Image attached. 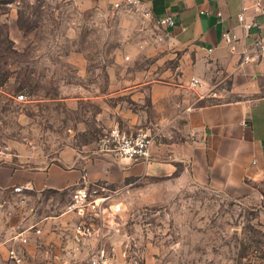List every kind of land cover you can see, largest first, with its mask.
Returning <instances> with one entry per match:
<instances>
[{
	"label": "rangeland",
	"instance_id": "1",
	"mask_svg": "<svg viewBox=\"0 0 264 264\" xmlns=\"http://www.w3.org/2000/svg\"><path fill=\"white\" fill-rule=\"evenodd\" d=\"M180 57L166 28L136 0H0L1 162L13 168L82 164L99 136L126 125L131 114L139 129L153 134L148 86L138 99L131 86L163 79L167 68L181 78ZM31 195V203L42 200ZM158 195L155 185L140 181L118 192L122 210L113 218L118 228L111 239L118 260L264 264L259 208L198 185ZM53 197L66 198L62 192ZM5 208L3 238L14 226L8 213L20 206Z\"/></svg>",
	"mask_w": 264,
	"mask_h": 264
},
{
	"label": "crops",
	"instance_id": "2",
	"mask_svg": "<svg viewBox=\"0 0 264 264\" xmlns=\"http://www.w3.org/2000/svg\"><path fill=\"white\" fill-rule=\"evenodd\" d=\"M136 1L155 17H174L175 24L166 28V34L168 43L181 52L176 67L181 78L167 68L163 79L136 81L130 89L138 99L139 89L148 86L155 111L149 158L119 160L95 150L76 166L13 168L0 156V194L5 200L0 206L7 212L15 204L20 206L8 213L14 221L9 232L16 235L0 236V264H12L6 252L13 245L24 254L22 264H34L41 257L42 264H81L95 250L96 238H74L76 216L64 212L84 172L88 182L118 191L129 189L134 181L149 182L159 190L158 198L166 189L204 186L259 208L264 215V57L241 64L240 52L243 44H252L264 33V0ZM243 6L244 24L237 17ZM225 32L237 40L235 51L224 40ZM191 77L201 82L193 90ZM130 119L120 128L136 132L137 118L131 114ZM61 192L65 201H54L53 193ZM31 194L42 200L31 203ZM20 236L27 238L26 243Z\"/></svg>",
	"mask_w": 264,
	"mask_h": 264
},
{
	"label": "built area",
	"instance_id": "3",
	"mask_svg": "<svg viewBox=\"0 0 264 264\" xmlns=\"http://www.w3.org/2000/svg\"><path fill=\"white\" fill-rule=\"evenodd\" d=\"M14 1L30 2L32 0ZM245 9L246 7L243 6L242 11L237 15L239 22L243 24ZM217 14L221 15L220 12ZM155 19L158 24L165 28L175 24L174 17L171 14L155 17ZM245 25L249 27V24ZM257 26L261 27L259 24ZM222 36L229 44L230 50L235 51L237 40L230 38L226 32ZM240 52L241 64L254 58L264 57V33L259 34L252 44H243ZM200 84L201 82L197 77H191L189 80L190 88H196ZM17 97L21 100L24 95L19 94ZM154 139V135L144 129L127 132L118 126H113L99 136L96 143V152L119 160H147ZM118 192L117 189H112L104 183L88 182L86 172L82 174L79 183L71 191L70 197L65 203L64 212L76 216L73 225L74 238L78 240L81 238H96L98 241L95 250L81 264H125L118 260L117 249L110 241L118 228L117 223L113 222V218L122 210V203L117 200ZM35 232L38 233L39 230L36 229ZM19 240L26 243L27 238L20 236ZM6 257L12 264H22L25 259L23 252L14 245L7 248Z\"/></svg>",
	"mask_w": 264,
	"mask_h": 264
}]
</instances>
